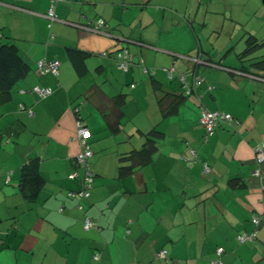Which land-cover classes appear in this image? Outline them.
<instances>
[{
	"label": "crops",
	"instance_id": "1",
	"mask_svg": "<svg viewBox=\"0 0 264 264\" xmlns=\"http://www.w3.org/2000/svg\"><path fill=\"white\" fill-rule=\"evenodd\" d=\"M209 1L65 0L52 21V0H0V43H15L29 66L0 102V264H213L218 248L225 264H264V214L257 238L238 240L254 229L253 214L264 212V162L261 177L254 174V149L264 142V32L251 29L240 42L238 34L223 41L219 35L215 45L228 49L226 59L195 66L181 54L199 48L211 54L197 39L195 11ZM98 19L106 22L102 33L87 30ZM250 36L260 45L244 55ZM121 48L134 55L128 72L116 63ZM54 59L58 74L37 73L38 62ZM172 67L197 70L203 80L164 117L160 97L169 103L182 92L165 71ZM37 86L53 92L40 99L32 91ZM78 106L92 133L89 199L70 197L80 189L70 173L83 175L76 164ZM202 106L235 119L206 140ZM154 128L163 135L152 161L123 159ZM190 149L198 152L193 164L184 158ZM31 162L44 184L29 200L19 185ZM132 165L121 176V167ZM87 217L100 228L86 230ZM161 250L169 262L159 259Z\"/></svg>",
	"mask_w": 264,
	"mask_h": 264
},
{
	"label": "trees",
	"instance_id": "2",
	"mask_svg": "<svg viewBox=\"0 0 264 264\" xmlns=\"http://www.w3.org/2000/svg\"><path fill=\"white\" fill-rule=\"evenodd\" d=\"M248 42H249V47L246 48V50L242 53L244 55L245 54H250L256 47H258V45H260V43L258 44L257 39H256L255 36H250L248 38ZM116 52H118V51H116ZM107 55L108 54L106 53L104 56H107ZM115 59L117 60V54H116V58ZM134 62L135 61L132 62V64L130 65V68L133 67ZM116 63H118V62H116ZM139 63H140V61H139ZM192 63L195 66H199L200 65L196 61H192ZM261 63H263V62H258V64H261ZM130 68L127 71H124V70L123 71L124 72H128L130 70ZM172 68L175 69V67H172ZM172 68H168V69L165 68V71H166V73H167V75H168L170 80H174V79L179 80V82L181 83L182 92H181V97L180 98H175L172 101H170L169 103L166 100L167 96L163 95V96L160 97V105H161L162 113H163L164 117H167L170 114H174L177 111V109H178V105L183 101L182 99H185L186 97H189L192 94H195V88H196L197 84H199V83H196L193 78H194V76H197L199 78L202 77V76H200L197 73V70L189 72V73H184V72H180V71L175 69L176 70L175 75L172 78H170L168 71L171 70ZM143 70H144V73H152L153 74V71L151 69L145 67V66H144ZM28 72H29V66L22 59V57H21V55L19 53L18 46L15 43H13V42L0 43V102L5 99L4 98L5 94L9 93L10 90L22 78H24L27 75ZM180 74H183V75H185L187 77L186 81L188 82V87H186V88L184 87V83L180 79ZM132 86L134 87V85H132ZM155 88H156V90H158V89L161 90L159 87H155ZM114 103H115V114H114V116H115V118L117 120L115 127L117 128V125L119 123L118 122L119 118L122 115L120 107L124 103V96L123 95L117 96V98L115 99ZM204 109H207V108L202 106V111H201V115H200V123H201V117H202V113H203ZM76 110H78V112H76L77 121L80 120V121H82L84 123L83 118L81 117V109L79 108V106L76 108ZM207 110H209V109H207ZM210 111H214V110H210ZM215 111H220L222 113H228V112L221 111V110H215ZM228 114H231V113H228ZM232 117H233V115H232ZM234 119L235 118L233 117V121H234ZM223 123H226V122L220 121L217 124V126L220 125V124H223ZM227 124H229V123H227ZM84 125H85V123H84ZM201 125L203 126L202 123H201ZM217 126H216V128H217ZM203 128H204V126H203ZM216 128H215V131H216ZM204 130H205V128H204ZM161 135H163V133L160 130H158L157 128H154L151 132L145 134L146 142L144 143L143 147L140 150L134 151L129 156H127L126 158H123V159L133 160V161H135L136 164H138L140 166L141 165L144 166V165L149 164L152 161L153 154L156 153L157 150H158L157 140L159 138H161ZM211 135L212 134L208 135L206 130H205V136H206L205 139L206 140H208ZM90 147H91V145H90ZM191 150L195 151L196 157H194L191 154ZM93 155H94V152H93ZM91 158H90V170L94 174V172L92 170V167H91ZM184 158H185V160H187L189 162V164H193V162L196 161L197 158H198L197 150L196 149H190L189 156H184ZM76 164H77V162H76ZM206 166L209 168V166L207 164H205V168H206ZM77 167H79V168H81L83 170V175L80 176V174H79V176L77 178H72L71 175L74 172H76V171H73L72 173H70L69 177L71 179L79 180L80 181V188H81L83 177H84V174H85L86 170H85V168L78 166V164H77ZM121 168H122L121 169V176H125V175L133 172L134 165H132V166H122ZM21 176L22 177L20 179V185H19V189H20L21 193L29 200L34 199V197L36 196V194L38 193V191L41 189V187L44 184V179H43V177L41 176V174H40V172L38 170L37 164L31 162L28 165H25L24 168H23V172H22ZM93 176H94V180H93L91 189H89V191H90L89 197H81V198L89 199L91 197V190H92L93 185H94L95 174ZM73 193L74 192H70V197L71 198L78 196V195L73 196L72 195ZM78 197H80V196H78ZM87 218H90L94 222H96L97 226L94 227V228L87 229L85 227V221H86ZM87 218L84 220V228L86 230L89 231L91 229H99L100 228V223H99V221L97 219H94L92 217H87ZM218 249H217V255H218ZM98 254L100 255V259H101V252L100 251L95 252L94 259H95V256L98 255ZM168 255H169V252H168ZM168 255H167V258L162 259V260H165L166 262H169V256ZM218 258H219V255H218L217 259ZM100 259H95V260H100ZM159 259H161V258H159ZM222 261H223V259H222ZM138 264H141V263H138Z\"/></svg>",
	"mask_w": 264,
	"mask_h": 264
},
{
	"label": "built area",
	"instance_id": "3",
	"mask_svg": "<svg viewBox=\"0 0 264 264\" xmlns=\"http://www.w3.org/2000/svg\"><path fill=\"white\" fill-rule=\"evenodd\" d=\"M65 0H52V5L49 8V12L47 16L50 18V20L54 21L57 19V15L55 13V8L57 3L62 2ZM106 26V22L103 19H98L94 23H89L88 26L86 27L87 30H89L92 33H102V29ZM52 39H54V35H52ZM117 53V64L118 67L124 71H127L130 68V65L134 61V56L133 54L126 48H121L118 50ZM104 54H106L104 52ZM60 69V61L58 59L54 60H41L37 64V73L40 75L44 74H58ZM170 78H172L176 70L172 68L171 70L168 71ZM180 79L184 83V87H188V82L186 81L187 77L183 74H180ZM194 81L196 83H200L201 79L197 76H194ZM33 93L37 95L38 98L43 99L48 97L49 95L52 94V90L49 88H41L39 86L33 88ZM78 112V110H76ZM31 114H34L32 110H30ZM226 122V123H231L233 121V117L231 114L228 113H222L220 111H210L207 109H204L201 117V123L203 124L206 132L208 135L213 134L215 131V128L217 124L220 122ZM208 137V136H207ZM92 138V133L91 131L84 125V123L80 120L77 121V139L80 144V151L77 155L76 162L78 166L85 168V174L83 177L82 181V186L79 189V192L76 194L75 192L72 194L73 196H80V197H89L90 191L92 187V183L94 180V174L90 170V158L93 156V151L90 147L89 141ZM255 158L257 160L258 168L255 171V175L258 177H261V164L264 162V142H261L258 144L255 149ZM191 154L196 157L195 151L191 150ZM206 172L209 171V168L206 166ZM79 176L78 171L74 172L71 177L72 178H77ZM262 195H261V202L264 207V186L262 187ZM81 208V207H80ZM263 213H255L252 216V223L254 225V229L252 230L251 233H242L238 235V240L241 243H246L248 241H253L257 238L258 236V231L259 227L262 222L263 218ZM97 224L94 222L92 219L87 218L85 221V227L87 229L94 228L96 227ZM224 249L219 248L218 249V255L219 258L216 261H213V264H224L222 261V255H223ZM168 251L167 250H161L158 253V257L161 259L167 258ZM95 259H100V255H96Z\"/></svg>",
	"mask_w": 264,
	"mask_h": 264
},
{
	"label": "rangeland",
	"instance_id": "4",
	"mask_svg": "<svg viewBox=\"0 0 264 264\" xmlns=\"http://www.w3.org/2000/svg\"><path fill=\"white\" fill-rule=\"evenodd\" d=\"M195 11H199L198 15L201 19L196 21L199 24V27H196L197 39L201 45L205 44V48L211 49V54H204V51L199 48L198 53L194 50L181 55L185 57L183 59L196 61L200 65L208 64L209 58L219 63L222 59H226L228 49L220 50V46L215 45L217 42L215 39L219 35L223 41L232 34H238L237 41L240 42L242 37L250 35L251 29H256L259 33L264 32V3L262 0H212L204 5L198 3ZM210 15L212 22L208 23ZM205 22L206 26H203ZM261 37L264 39V34ZM200 79L203 80L202 77Z\"/></svg>",
	"mask_w": 264,
	"mask_h": 264
},
{
	"label": "water",
	"instance_id": "5",
	"mask_svg": "<svg viewBox=\"0 0 264 264\" xmlns=\"http://www.w3.org/2000/svg\"><path fill=\"white\" fill-rule=\"evenodd\" d=\"M263 1V3H264V0H262Z\"/></svg>",
	"mask_w": 264,
	"mask_h": 264
}]
</instances>
